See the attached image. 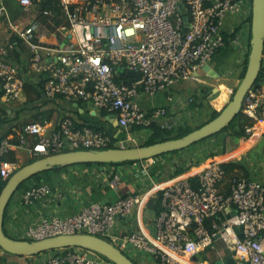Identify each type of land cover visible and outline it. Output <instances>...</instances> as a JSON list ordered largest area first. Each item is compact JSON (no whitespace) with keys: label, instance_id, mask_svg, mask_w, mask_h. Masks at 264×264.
I'll return each mask as SVG.
<instances>
[{"label":"built area","instance_id":"1","mask_svg":"<svg viewBox=\"0 0 264 264\" xmlns=\"http://www.w3.org/2000/svg\"><path fill=\"white\" fill-rule=\"evenodd\" d=\"M17 3L21 11L50 3L59 9L65 21L57 24L52 20L31 21L20 26L7 19L10 33L27 45L29 55L21 64L10 63L4 56L13 43L11 40L0 43L1 102L10 104L20 99L24 72H28L42 76L44 96L89 101L96 108L114 112L117 126L125 130L161 121L166 108L142 109L139 96L153 95L191 77L226 44L239 45L251 9V0H17ZM1 13L6 14V8L0 2ZM41 13L51 15L50 7L42 6ZM226 16L238 21L228 30L224 25ZM239 25L243 29L231 35ZM47 35L55 41L48 42ZM131 71H137L139 78ZM115 74H127L126 81H116ZM241 112L250 120L243 126L245 136L250 137L257 126L264 132V82L247 90ZM2 117L0 107V121ZM28 135L34 137L33 142H26ZM124 141H113L109 133L89 124L76 125L67 115L54 127H49L45 119L29 121L20 127L16 142L8 137L0 140V177L7 179L18 168L15 161L3 158L15 146H25L31 158L36 159L67 150L106 148L111 143L124 147ZM224 176L221 162L211 157L193 182L176 177L162 186L159 207L152 218L151 239L136 230L112 232L116 223L125 220L144 198L136 192L112 201H89L65 215H43L36 223L25 224L21 229L24 237L20 239L88 233L108 240L121 251L131 246L147 252L159 264H187L183 257H192L218 235L247 264H264V183L235 174L228 179V190L222 192L219 185ZM119 182L120 174L111 170L109 187L115 189ZM51 192L49 183L29 181L19 197L22 204L31 205ZM226 211L229 216L220 223L212 221L209 232L204 219ZM234 226H241L240 238ZM44 252L36 264H113L81 247Z\"/></svg>","mask_w":264,"mask_h":264},{"label":"crops","instance_id":"2","mask_svg":"<svg viewBox=\"0 0 264 264\" xmlns=\"http://www.w3.org/2000/svg\"><path fill=\"white\" fill-rule=\"evenodd\" d=\"M0 2L6 8V14H0V43L12 41L13 47L8 50L4 58L13 64L23 63L29 55V49L25 43L10 33L7 28L8 18L20 26L31 21L45 23L52 20L55 24L65 21L59 9L50 3L33 5L30 9L21 11L17 0H0ZM42 6L50 7L51 15L42 14ZM236 18L234 17L235 20ZM231 19V17H225V30L238 23V21H231ZM46 40L51 43L55 41L51 35H47ZM244 46L246 45H242L240 49L245 48ZM230 48L229 45L220 48L191 77L176 81L153 95L141 94L138 101L142 109L149 110L163 106L166 108V113L162 116L161 121H153L149 124L150 126L138 128H132L135 127L132 126L127 130L117 126L114 112L96 108L89 101L44 96L42 76L38 77L23 71L25 82L20 99L10 104H4L0 99V107L3 110V117L0 121V140L8 137L12 142H16L19 129L26 122L45 119L49 127H54L61 117L67 115L73 119L76 125L89 124L103 129L112 136L113 141L125 139V146L138 145L135 143L139 139L145 138L144 140H146L149 137L152 124L172 129L179 125H187L181 122L187 117L195 115L204 106L219 111L218 109L231 96L232 90L235 89L241 79L239 72L241 73L240 61L242 57L240 55L243 54L241 51L238 52V48L236 50ZM262 58L264 63V54ZM226 65L231 66L232 69H225L228 73L226 74L230 77L228 81L220 84L225 87V91L221 90L218 84L216 85V94L214 89L205 93L206 85L213 84V80L218 79L219 74L222 73V68L227 67ZM232 86L235 87L232 88ZM223 94L225 95L220 99ZM243 116L245 115L243 114ZM16 122L18 125H15ZM222 131L223 129L182 149L149 157L152 158V162L148 161V158H144L117 164L106 163L87 166L76 163L42 174L41 179L51 177L54 181L51 185L52 192L31 205H24L19 197L23 188L17 189L6 205L2 227L10 237L23 238L21 229L25 224L36 223L43 215H65L77 211L89 201H112L117 197L136 192L141 193L144 198L133 207L125 220L116 223L112 232L136 230L151 239L154 234L152 218L159 207L158 192L161 187L176 177L195 180L196 175L211 157L217 158L222 165L226 163L239 164L224 176L219 185L222 192L228 190V179L230 178L228 176L231 174L253 177L264 183V132L260 126L253 130L250 137H237L227 131L228 136L235 139L234 143H230L232 140L229 137L230 140L222 136L216 137ZM128 137H132V139L126 140ZM33 140L34 137L28 135L26 142L31 143ZM3 157L15 161L18 167L31 159L25 146H15ZM111 170L120 174V182L115 189L108 185ZM29 181H34V179L30 178ZM230 211L232 212V210ZM228 214L229 211L220 212L218 217L205 218L204 226L209 232H212V221L215 220L220 223ZM233 250L215 235L210 245L200 249L192 257L183 258L188 261L187 264H214L215 260ZM123 251L138 264H149V260L143 256L142 251L131 246H126ZM49 252L54 251L49 250ZM43 253L23 256L0 249V264H36L39 256ZM150 256L152 257V264H159L152 255ZM234 257L236 263L242 261L236 251Z\"/></svg>","mask_w":264,"mask_h":264},{"label":"water","instance_id":"3","mask_svg":"<svg viewBox=\"0 0 264 264\" xmlns=\"http://www.w3.org/2000/svg\"><path fill=\"white\" fill-rule=\"evenodd\" d=\"M249 34V50L244 72L239 83L217 115L203 124L178 137L124 147L113 146L101 149L61 151L36 158L19 166L6 179L0 190V248L11 254L29 256L54 249L81 247L98 253L113 264H136L108 240L88 233L60 234L38 240L10 237L2 229L6 205L18 186L24 181L34 174L49 170L55 166L62 167L76 163H116L149 158L182 149L222 130L241 111L244 96L253 85L261 66L264 47V0H251ZM130 73L135 78H139L137 71H131ZM158 196H160V191ZM233 229L240 238L242 236L241 226H234ZM234 255V250L226 253L215 260L214 264H247L246 260L236 263Z\"/></svg>","mask_w":264,"mask_h":264},{"label":"trees","instance_id":"4","mask_svg":"<svg viewBox=\"0 0 264 264\" xmlns=\"http://www.w3.org/2000/svg\"><path fill=\"white\" fill-rule=\"evenodd\" d=\"M247 20L250 22V13H249V15L247 17ZM238 27L239 26H237L235 28V30L231 33V35H234V33H235V31H237ZM226 36H230V34L225 35V37ZM248 50H249V41H248ZM247 54H248V51L246 53V57H247ZM263 54H264V47H263ZM243 72H244V69H243ZM243 72H242V74H243ZM242 74H241V76H242ZM126 76H127V74H125V75H123V74H115L114 78H115L116 81H120V80L126 81ZM261 82H264V63H263V58H262V61H261V66H260L258 75H257L253 85L261 84ZM217 113H218L217 110H213L209 119L213 118L215 115H217ZM37 120H42V119H37ZM247 123H250L249 118L243 116L242 112L240 111L233 118V120L226 127L223 128V130H227L231 134H233L234 136H237V137L245 136V132H244L243 126L245 124H247ZM138 127L139 126L132 127V128H138ZM95 128H97V127H95ZM190 130H191V128H189V126H187V125H179L176 128L170 129V128H162V127H160L158 125L152 124L151 125V133H150L149 137L145 140V142L142 143V144H147V143H151V142H155V141H158V140H163V139L171 138V137H178V136H181V135L187 133ZM172 131H174V134L170 135ZM113 146H114L113 143H111L108 147H113ZM34 159L35 158H31L27 162H30V161H32ZM117 163H121V162H116V163L111 162L109 164H117ZM100 164H106V163H81V165H87V166L88 165H100ZM237 165H239V164L238 163H226V164H223L222 166L224 167L225 175H226V173L228 171H231L233 169V167H235ZM58 168H60V167L55 166V167H53V168H51L49 170L43 171L41 173L34 174L30 178H33L36 181H40L42 174H47V173H49V171H55ZM231 176H233V174L229 175L228 178L231 177ZM5 181H6V179H2L0 177V190H1L2 186L4 185ZM47 181H50V179L47 178ZM190 181L193 182L194 180L190 179ZM23 183L21 185H19L17 189L21 188L23 186ZM2 229H3L4 233L7 234L3 227H2ZM56 250L57 249H54V250H51V251H56Z\"/></svg>","mask_w":264,"mask_h":264},{"label":"rangeland","instance_id":"5","mask_svg":"<svg viewBox=\"0 0 264 264\" xmlns=\"http://www.w3.org/2000/svg\"><path fill=\"white\" fill-rule=\"evenodd\" d=\"M250 13V12H249ZM249 13L247 14V16H246V21H245V29H244V31H243V37H242V39H241V41H240V44L239 45H237V46H233L232 47V45H230V44H228L229 45V47H231L230 49L232 50V49H234V50H236L237 48L239 49L238 50V52H240L241 51V53L243 54L242 56L240 55V57H242V60L240 61L241 62V64H240V67H241V73L239 72V74H240V76H241V74H242V72H243V69H244V67H245V64H246V59H247V57H246V53H247V51H248V39H249V24H250V22L247 20V17H248V15H249ZM240 26V28L238 27L237 28V30H239V29H241V27H242V25H239ZM229 43V42H228ZM227 45V44H226ZM242 45H246V46H244L245 48H242V49H244L243 51H242V49H240V47L242 46ZM230 65V64H229ZM227 66V65H226ZM225 69L226 70H231L232 68H231V66H227V67H224V68H222V73H220L219 74V77H218V79H216V80H213V84H209V85H206V89H205V93H209L212 89H214L215 90V94L217 93V88H216V85H218L219 84V88L221 89V90H224L225 91V87H223V85L221 86L220 84H222V83H225L226 81H228V78L230 77V76H228L227 74V72L225 71ZM227 73V74H226ZM230 74V73H229ZM238 77H239V75H238ZM235 85V84H234ZM236 86V85H235ZM234 86V87H235ZM233 86H232V88H234ZM219 89V90H220ZM233 91V90H232ZM225 94H223V95H221L220 96V99H222V97L224 96ZM231 95V94H230ZM230 97H228V99H229ZM227 99V100H228ZM226 100V101H227ZM219 103V102H218ZM217 107H218V105H217ZM222 108V107H221ZM221 108H219L218 110H220ZM213 110H216V109H214V108H212V107H207V106H204L202 109H200L199 110V112H196L195 113V115H193V116H190V117H187L183 122H181L182 124H187L188 126H189V128H195V127H197L198 125H201V124H203L205 121H207L209 118H210V116H211V114H212V111ZM18 121V120H17ZM20 122V121H19ZM15 125H18V123L16 122V124ZM172 134H174V131H172L171 132V134L170 135H172ZM229 134H228V132H227V130H223L222 132H220L218 135H216V137H219L220 138V136H222L223 138H226V139H231L232 140V142L230 141V143H234L235 142V139L234 138H232V137H229L228 136ZM230 136H232V135H230ZM229 137V138H228ZM145 139V138H144ZM144 139H139L135 144H142V143H144L145 142V140ZM229 139V140H230ZM27 163V162H26ZM19 166H21V165H19ZM49 179H50V181H47V178H44V179H40V181H36V180H34V181H36V182H46V183H49L50 185H52V183H54V181L51 179V177H48ZM28 180H30V178L29 179H27V182L25 181L24 183H23V186L21 187V189L22 188H24V186L26 185V183H28ZM46 252H48V253H50L49 251H46ZM143 256L147 259V260H149V264H152L153 262H152V257L147 253V252H143ZM131 260H133V262H135L136 264H138L134 259H131Z\"/></svg>","mask_w":264,"mask_h":264},{"label":"bare ground","instance_id":"6","mask_svg":"<svg viewBox=\"0 0 264 264\" xmlns=\"http://www.w3.org/2000/svg\"><path fill=\"white\" fill-rule=\"evenodd\" d=\"M183 259V258H182ZM183 261L185 262V263H187L188 261L187 260H185V259H183Z\"/></svg>","mask_w":264,"mask_h":264}]
</instances>
